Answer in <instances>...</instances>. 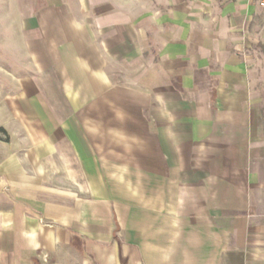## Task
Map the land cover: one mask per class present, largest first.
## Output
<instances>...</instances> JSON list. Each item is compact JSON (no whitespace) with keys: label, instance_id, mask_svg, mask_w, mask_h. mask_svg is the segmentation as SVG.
Returning a JSON list of instances; mask_svg holds the SVG:
<instances>
[{"label":"crops","instance_id":"obj_1","mask_svg":"<svg viewBox=\"0 0 264 264\" xmlns=\"http://www.w3.org/2000/svg\"><path fill=\"white\" fill-rule=\"evenodd\" d=\"M263 15L0 0V264H264Z\"/></svg>","mask_w":264,"mask_h":264},{"label":"rangeland","instance_id":"obj_2","mask_svg":"<svg viewBox=\"0 0 264 264\" xmlns=\"http://www.w3.org/2000/svg\"><path fill=\"white\" fill-rule=\"evenodd\" d=\"M263 23H264V15H263ZM257 49L264 55V42L259 44L257 46ZM2 57L0 56V60ZM1 65V64H0ZM5 67V64L2 65ZM16 73V72H15ZM7 72L5 69H2L0 66V80L6 81ZM0 81V159L4 157L5 154V142L9 140L7 131H6V121H8L9 124V130L13 131H19V128L22 126V119L20 117V104L17 101V96L21 93V87L20 82H2ZM13 83V86L11 85ZM14 96V103H13V109H14V117L13 119L9 118L6 119V114H1V108L5 107V100L6 97H10V95Z\"/></svg>","mask_w":264,"mask_h":264},{"label":"trees","instance_id":"obj_3","mask_svg":"<svg viewBox=\"0 0 264 264\" xmlns=\"http://www.w3.org/2000/svg\"><path fill=\"white\" fill-rule=\"evenodd\" d=\"M263 52H264V50H263Z\"/></svg>","mask_w":264,"mask_h":264}]
</instances>
